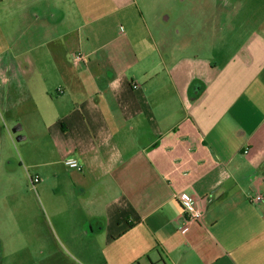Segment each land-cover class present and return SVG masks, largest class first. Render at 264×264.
Masks as SVG:
<instances>
[{
    "label": "crops",
    "instance_id": "crops-1",
    "mask_svg": "<svg viewBox=\"0 0 264 264\" xmlns=\"http://www.w3.org/2000/svg\"><path fill=\"white\" fill-rule=\"evenodd\" d=\"M85 1L0 0L3 43L17 46L0 57V264L22 257L5 249L9 212L25 228L35 207L28 187L10 186L11 104L33 115L35 152L54 166L36 164L29 222L39 241L45 214L54 259L264 264V14H241L240 30L239 14H182L175 29L172 15L143 14L137 0H109L99 14H85ZM30 67L44 74L26 77ZM179 193L202 207L201 222L185 221Z\"/></svg>",
    "mask_w": 264,
    "mask_h": 264
},
{
    "label": "rangeland",
    "instance_id": "rangeland-1",
    "mask_svg": "<svg viewBox=\"0 0 264 264\" xmlns=\"http://www.w3.org/2000/svg\"><path fill=\"white\" fill-rule=\"evenodd\" d=\"M144 1L145 0H137L143 14L155 13L172 15L174 21H171L170 27L175 29V19L182 14H239L232 20V27L235 30H240L241 28V14H264V5L260 4V6H258L257 0H246V2H244L243 0H210L211 7H208V5H200L201 2L202 4H205L206 0H148L147 8L146 6L144 7V4L142 3ZM229 3H232L233 5L232 11H230ZM77 6L79 8H82L80 4H77ZM109 7H111L109 0H86L85 14L103 13L108 11ZM133 10L135 11V7H133ZM28 38L29 39H26V47L32 50H29L27 52V55H33L36 53L35 50L37 49L35 48V46L37 45V43L33 40V38H30L29 36ZM7 47H10L11 49L6 50ZM3 51L5 52L3 53ZM16 54L17 46L14 47L12 42H10L9 44L3 43L0 29V57L2 56L9 59L13 56H16ZM26 69V77L34 76L35 71L37 70L39 71L38 74H44L40 71L41 68L30 67ZM46 74L50 75V69L46 71ZM27 86H29V84H27ZM3 87L4 85L0 82V93ZM12 89L13 88L11 87V90ZM13 91L10 92V99H12V97H15L13 95ZM11 106L12 107L10 108L9 114L4 115L3 119L4 123H6V128L3 131L4 150L7 149L6 153L10 160V166L8 167V169L15 175V179H12L11 177L10 186L11 188H23L24 186L28 187L30 189V193H26L25 203L35 205V207H31L30 211H26L25 228L18 223L21 221V219L17 216V211L9 212V235L7 236L5 249L7 252L9 250L17 251V253L21 252L20 255H22V257H19L20 259H18L15 256L14 258H6L1 260L4 261V264H77V260L74 258L67 259L66 256L59 255L58 259H54L53 256H51V252L59 245L58 243H56L52 225L47 220L43 212L36 216V225L40 227L39 241L38 238H35L34 236V234L36 236L38 235L37 229H34L33 226L29 225V222L33 219V210H36L37 214V209L39 208L37 196L33 191L35 187L39 186V183L34 185L32 182H30L29 179L30 177L33 178L36 174H38V168L36 167V164H41L43 169L48 168L50 171L54 166L47 165L48 161H50L51 159H44L41 156H38V154L35 152L34 141L39 136L40 130L35 128V126L32 124L33 115L28 114V112L25 111L26 107L24 106L21 108H18V106L16 105L13 106L12 104ZM17 126H20V129L13 132V129ZM24 136L25 139L20 138ZM18 138L20 139L18 140ZM5 144L7 146H5ZM16 201V199L11 198L9 203L11 206H14L13 203H15ZM18 228H21L25 231V240L21 236ZM23 247L25 248L23 249Z\"/></svg>",
    "mask_w": 264,
    "mask_h": 264
},
{
    "label": "built area",
    "instance_id": "built-area-1",
    "mask_svg": "<svg viewBox=\"0 0 264 264\" xmlns=\"http://www.w3.org/2000/svg\"><path fill=\"white\" fill-rule=\"evenodd\" d=\"M74 64L77 66L80 63L83 62L84 56L81 53L74 54L73 56ZM64 165L71 170H80L81 165L78 163L77 160L73 158H66L64 160ZM31 182L33 184L39 182V178L37 176H34L31 179ZM174 198L178 201V203L181 205L183 210L184 219L186 222H201L203 219L204 211L202 207L195 203L191 197L184 193H179L174 196ZM251 202L255 205H259L262 201V196L260 194L254 195L251 199Z\"/></svg>",
    "mask_w": 264,
    "mask_h": 264
},
{
    "label": "water",
    "instance_id": "water-1",
    "mask_svg": "<svg viewBox=\"0 0 264 264\" xmlns=\"http://www.w3.org/2000/svg\"><path fill=\"white\" fill-rule=\"evenodd\" d=\"M20 129V127L19 126H17V127H15L14 129H13V132H15V131H17V130H19ZM20 138H18V140H19Z\"/></svg>",
    "mask_w": 264,
    "mask_h": 264
}]
</instances>
